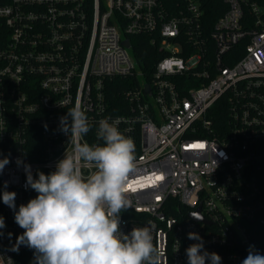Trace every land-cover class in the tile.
<instances>
[{
  "label": "built area",
  "instance_id": "2783aa9c",
  "mask_svg": "<svg viewBox=\"0 0 264 264\" xmlns=\"http://www.w3.org/2000/svg\"><path fill=\"white\" fill-rule=\"evenodd\" d=\"M222 1L207 30L199 0L176 16L158 0H0V159L10 161L0 193L15 192L18 211L36 196L24 165L50 173L76 142L102 145L99 121L110 117L135 142L124 232L150 224L161 264H187L189 232L221 264H241L253 245L264 255V0ZM141 35L164 53L148 78L128 39ZM77 104L91 126L82 138L58 130ZM94 170L82 162L85 176ZM0 216V264H24L33 250H13L24 230L2 199Z\"/></svg>",
  "mask_w": 264,
  "mask_h": 264
},
{
  "label": "clouds",
  "instance_id": "9594fccd",
  "mask_svg": "<svg viewBox=\"0 0 264 264\" xmlns=\"http://www.w3.org/2000/svg\"><path fill=\"white\" fill-rule=\"evenodd\" d=\"M110 121V117L99 121L96 136L102 145L76 142L73 152L57 161L55 171H37L34 178L31 166L25 164V187L37 195L18 211L16 193H0L24 230L13 250L20 245L33 250L32 264H161L150 224L127 233L121 228V211L132 207L125 193L135 168V142ZM58 130L68 137L87 136L91 126L85 110L79 104L69 109L60 117ZM82 162L95 170L85 176ZM9 163L6 156L0 159V173ZM4 227L0 216V229ZM187 235L197 241L185 249L187 264H221L220 255L207 251L198 233ZM241 264H264V255L249 246Z\"/></svg>",
  "mask_w": 264,
  "mask_h": 264
},
{
  "label": "trees",
  "instance_id": "16d2710c",
  "mask_svg": "<svg viewBox=\"0 0 264 264\" xmlns=\"http://www.w3.org/2000/svg\"><path fill=\"white\" fill-rule=\"evenodd\" d=\"M160 5L162 6L163 10L166 11V13L169 16H176L183 8V0H158ZM201 3V9L203 11V16H202V24L203 26L207 29L210 30L215 23V21L223 14V12L226 10V5L223 3L222 0H199ZM261 4L264 5V1L260 2ZM5 29L3 27V24L0 20V37L5 38ZM131 48H132V55L134 59L137 61L138 66L143 70L145 78H148V70L152 67L153 63L158 60L160 57L164 55V53H159L156 49V47L151 46L149 40L145 35L141 36H129L128 37ZM243 50V45H240L238 47L234 46L231 51H229V56L232 55L231 60H225L224 61V66H230L236 61V54H241ZM226 58V57H225ZM117 79V84H122L121 81H118ZM129 83V81H126ZM114 90V93L116 96H112L110 98L112 103H116L119 100V87L112 88ZM120 111L115 110L114 114H119ZM225 113V112H224ZM220 118L219 120L225 118V114L223 115L222 113H218ZM44 172V171H42ZM45 174H48V172H44ZM36 175L34 176V178ZM35 195L37 193L35 192ZM33 262V251L27 252L25 259H24V264H32Z\"/></svg>",
  "mask_w": 264,
  "mask_h": 264
},
{
  "label": "water",
  "instance_id": "95a60500",
  "mask_svg": "<svg viewBox=\"0 0 264 264\" xmlns=\"http://www.w3.org/2000/svg\"><path fill=\"white\" fill-rule=\"evenodd\" d=\"M123 46L124 47H126V48H128L129 47V42L127 41V40H125V41H123ZM191 218L193 219V220H196V221H201L202 219H198V218H201L197 213L195 214H192L191 215Z\"/></svg>",
  "mask_w": 264,
  "mask_h": 264
},
{
  "label": "snow or ice",
  "instance_id": "6c2138e0",
  "mask_svg": "<svg viewBox=\"0 0 264 264\" xmlns=\"http://www.w3.org/2000/svg\"><path fill=\"white\" fill-rule=\"evenodd\" d=\"M159 179V178H158Z\"/></svg>",
  "mask_w": 264,
  "mask_h": 264
}]
</instances>
